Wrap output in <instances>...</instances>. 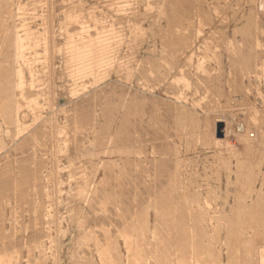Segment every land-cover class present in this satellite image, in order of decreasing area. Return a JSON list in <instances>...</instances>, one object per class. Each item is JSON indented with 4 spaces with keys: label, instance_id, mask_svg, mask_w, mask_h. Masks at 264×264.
Here are the masks:
<instances>
[{
    "label": "rangeland",
    "instance_id": "obj_1",
    "mask_svg": "<svg viewBox=\"0 0 264 264\" xmlns=\"http://www.w3.org/2000/svg\"><path fill=\"white\" fill-rule=\"evenodd\" d=\"M0 126V264H264V0H0Z\"/></svg>",
    "mask_w": 264,
    "mask_h": 264
},
{
    "label": "bare ground",
    "instance_id": "obj_2",
    "mask_svg": "<svg viewBox=\"0 0 264 264\" xmlns=\"http://www.w3.org/2000/svg\"><path fill=\"white\" fill-rule=\"evenodd\" d=\"M230 1H231V0H230ZM219 2H220V1H219ZM237 2H239V1H237ZM220 5H221V4H220ZM234 8H235V7H234ZM7 11H8V10H7ZM222 11H223V10H222ZM219 13H220V12H219ZM250 13H251V12H249V14H250ZM221 15H222V14H221ZM236 16H237V15H236ZM222 17H223V16H222ZM222 17H221V18H222ZM227 18H228V17H227ZM233 19H234V18H233ZM252 21H253V20H252ZM225 22H226V21H225ZM247 23H248V22H247ZM236 24H237V23H236ZM249 25H250V24H249ZM219 27H220V26H219ZM243 27H244V25H243ZM246 28H247V27H246ZM246 28H245V29H246ZM223 31H224V30H223ZM223 31H221V33H222ZM218 32H219V31H218ZM256 32H257V31H256ZM9 33H10V32H9ZM235 33H236V31L234 32V34H235ZM9 35H10V34H9ZM222 35H223V34H222ZM224 35H225V34H224ZM240 35H241V34H240ZM243 35H244V34H243ZM227 36H228V35H227ZM236 36H237V35H236ZM244 36H245V35H244ZM224 37H225V36H224ZM169 38H170V36H169ZM205 38H206V37H205ZM220 38H221V37H220ZM246 38H247V36H246ZM246 38H245V39H246ZM165 39H166V38H165ZM226 39H227V38H226ZM226 39H225V40H226ZM167 41H169V40H167ZM170 41H171V40H170ZM170 41H169V42H170ZM226 41H227V40H226ZM233 41H234V40H233ZM243 41H244V39H243ZM243 41H242V42H243ZM221 42H222V41H221ZM163 43H164V42H163ZM167 43H168V42H167ZM179 43H180V41H179ZM230 43H231V42H230ZM234 43H235V42H234ZM236 43H237V42H236ZM243 43H244V42H243ZM248 43H249V42H248ZM170 44H171V43H169V47L171 46ZM222 44H223V43H222ZM222 44H220L219 46H221ZM164 45H165V43H164ZM164 45H163V46H164ZM175 45H176V44H175ZM178 45H179V44H178ZM224 45H225V44H224ZM244 45H245V43H244ZM13 46H14V44H13ZM167 46H168V45H167ZM219 46H218V48H219ZM226 46H227V45H226ZM226 46H225V47H226ZM174 47H175V46H174ZM180 47H181V46H180ZM239 47H240V46H239ZM231 48H232V47H230V49H231ZM242 48H243V46H242ZM169 49L171 50L172 48H169ZM243 49H244V48H243ZM166 50L168 51V49H166ZM173 50H174V49H173ZM227 50H228V49H227ZM246 50H247V49H246ZM171 51H172V50H171ZM166 53H167V52H166ZM169 53H170V52H169ZM171 53H172V52H171ZM233 53H234V52H233ZM6 54H7V53H6ZM230 54H231V53H230ZM244 54H245V53H244ZM252 54H253V53H252ZM258 54H259V53H258ZM236 56H237V55H236ZM236 56H235V57H236ZM238 56H239V55H238ZM171 57H172V55H171ZM176 57H177V56H176ZM246 57H247V56H246ZM172 58H173V57H172ZM239 58H240V56H239ZM237 59H238V58H237ZM240 60H241V59H240ZM169 61H170V60H169ZM171 61H172V60H171ZM237 61H238V60H237ZM172 62H173V61H172ZM235 64H236V63H235ZM233 65H234V64H233ZM236 65H237V64H236ZM8 66H9V65H8ZM155 66H156V65H155ZM164 66H165V65H164ZM167 66H169V65H167ZM234 66H235V65H234ZM235 67H236V66H235ZM21 69H22V68H21ZM222 70H223V69H222ZM259 71H260V70H259ZM32 73H33V72H32ZM256 73H257V71H256ZM261 73H262V72H261ZM184 74H185V71H184ZM192 74H193V73H192ZM231 74H233V73H231ZM238 74H239V73H238ZM255 75H256V74H255ZM12 77H13V76H12ZM12 77H11V78H12ZM231 77H232V76H231ZM232 78H233V77H232ZM13 79H14V78H13ZM234 79H235V78H234ZM234 79H233V80H234ZM236 79H237V78H236ZM230 83H231V82H230ZM32 84H33V83H32ZM172 84H173V83H172ZM178 84H179V82H178ZM231 84H232V83H231ZM241 84H242V83H241ZM11 85H12V84H11ZM173 85H174V84H173ZM237 85H238V84H237ZM249 85H250V84H249ZM176 86H177V85H176ZM232 86H234V85H232ZM13 87H14V86H13ZM235 87H236V86H235ZM171 88H172V87H171ZM6 90H7V89H6ZM173 90H174V89H173ZM31 91H32V90H31ZM182 91H183V90H182ZM13 92H14V91H13ZM206 92H207V91H206ZM8 93H9V92H8ZM131 94H132V93H131ZM130 98H131V97H130ZM1 99H2V98H1ZM4 99H5V98H4ZM128 102H129V101H128ZM129 104H130V102H129ZM132 104H134V103H132ZM74 105H75V104H74ZM9 107H10V106H9ZM132 107H133V106H132ZM132 107H131V108H132ZM13 108H14V106H13ZM129 109H130V108H129ZM132 111H133V110H132ZM207 113H208V112H207ZM2 114H3V113H2ZM176 114H177V113H176ZM132 115H133V114H132ZM249 116H250V115H249ZM3 117H4V116H3ZM128 117H129V116H128ZM196 117H197V116H196ZM228 117H229V116H228ZM10 118H11V117H10ZM248 118H249V117H248ZM8 119H9V118H8ZM242 119H243V118H242ZM132 121H133V120H132ZM132 121H131V122H132ZM246 121H247V120H246ZM249 121H250V120H249ZM250 122H251V121H250ZM255 122H256V121H255ZM256 123H257V122H256ZM129 124H130V123H129ZM131 126H132V125H131ZM133 126H134V123H133ZM133 126H132V127H133ZM209 126H210V125H209ZM238 126L240 127V130L243 128V125L241 126V124H238ZM0 127H1V126H0ZM196 129H197V128H196ZM13 131H14V130H13ZM209 131H210V129H209ZM238 131H239V130H238ZM249 131H250V130H249ZM1 133H2V132H1ZM246 133H247V132H246ZM163 134H164V133H163ZM256 134H257V133H256ZM245 135H246V134H245ZM248 135H249V133H248ZM249 136H251V133H250ZM249 136H248V137H249ZM250 138H251V137H250ZM252 139H254V138H252ZM201 140H202V139H201ZM130 141H131V140H130ZM260 141H261V140H260ZM213 143H214V142H213ZM240 144H241L240 146H229L228 144H223V145L225 146V148H226L227 151H228V154H229L231 157H234V158H237V159H238V158L244 153V151H245L247 148H249V145H250L248 139L246 138V136L243 137V139H242V141L240 142ZM251 144H252V143H251ZM132 146H133V145H132ZM250 147H251V146H250ZM36 148H37V147H36ZM142 148H143V147H142ZM251 148H252V147H251ZM34 150H35V149H34ZM45 151H46V150H45ZM260 151H261V150H260ZM256 154H257V153H256ZM260 154H261V152H260ZM249 156H251V155H249ZM252 156H254V155H252ZM248 158H250V157H248ZM252 158H253V157H252ZM31 159H32V158H31ZM244 159H245V157H244ZM239 160H241V159H239ZM242 160H243V159H242ZM242 160H241V162H240L241 164H242ZM245 160H247V159H245ZM245 160H243L245 163L248 162V160H247V161H245ZM249 160H250V159H249ZM43 162H44V161H43ZM244 162H243V164H244V166H246ZM238 163H239V162H238ZM249 163H250V162H249ZM246 167H247V166H246ZM242 168H243V167H242ZM57 169H58V168H57ZM239 173H240V172H239ZM237 177H238V176H237ZM88 179H89V178H88ZM262 198H263V197H262ZM262 198H261V199H262ZM263 200H264V199H263ZM263 202H264V201H263ZM243 204H244V203H243ZM103 205H104V204H103ZM239 205H240V204H239ZM241 206H242V205H241ZM244 206H245V204H244ZM237 207H238V206H237ZM242 208H243V207H242ZM233 209H234V208H233ZM235 209H236V208H235ZM235 209H234V210H235ZM240 209H241V208H240ZM240 209H239V207H238L236 210H240ZM240 212H241V214H242V212H244V211L241 210ZM240 212H239V213H240ZM239 213H238V214H239ZM236 214H237V212H236ZM241 214H240V215H241ZM250 214H252V212H251ZM262 214H263V213H262ZM240 215H239V217H240ZM244 215H245V214H244ZM246 215L248 216L247 213H246ZM263 215H264V214H263ZM242 216H243V214H242ZM237 217H238V216H237ZM237 217H236V218H237ZM249 217H251V216H249ZM257 217H258V216H257ZM241 218H242V217H241ZM241 218H240V220H241ZM243 219H244V218H243ZM245 219H246V218H245ZM245 219H244V221H245ZM252 219H253V218H252ZM262 219H263V218H262ZM237 220H238V219H237ZM237 220H236V221H237ZM247 220H248V219H247ZM257 220H258V219H256V221H257ZM259 220H260V219H259ZM263 220H264V219H263ZM227 221H228V218H227ZM230 221H231V220H230ZM238 221H239V220H238ZM242 221H243V220H242ZM167 222H168V221H167ZM234 222H235V220H234ZM245 222H246V221H245ZM245 222H244V224H245ZM229 223H230V222H229ZM238 223H239V222H237V224H238ZM246 223H247V222H246ZM250 223H251V222H250ZM244 224H243V225H244ZM255 224H256V222H255ZM260 224H261V222H260ZM238 225H239V224H238ZM262 225H263V224H262ZM232 226H233V224H232ZM248 226H249V225H248ZM259 226H261V225H259ZM233 227H234V226H233ZM261 227L263 228V226H261ZM217 228H218V227H217ZM219 228H220V227H219ZM219 228H218V229H219ZM235 228H236V226H235ZM237 228H238V227H237ZM240 228H241V227H240ZM240 228H239V229H240ZM220 229H221V228H220ZM220 229H219V230H220ZM225 229H226V231H227V228H225ZM232 229H233V228H232ZM190 230H191V229H190ZM259 230L261 231V229H259ZM220 231H221V230H220ZM220 231H219V232H220ZM229 231H230V230H229ZM237 231H238V230H237ZM238 232H239V231H238ZM256 232H257V229H256ZM256 232H255V233H256ZM262 232H263V231H262ZM215 233H216V232H215ZM230 233H231V232H230ZM233 233H234V231H233ZM263 233H264V232H263ZM238 234H239V233H238ZM240 234H241V233H240ZM244 234H245V233H244ZM217 235H218V234H217ZM228 236H229V234H228ZM259 236H260V235H259ZM243 237H244V236H243ZM263 237H264V236H263ZM228 238H229V237H228ZM240 239H242V238H240ZM229 240H230V239H229ZM231 241H232V240H231ZM235 241H236V240H235ZM235 241L232 242V243H235V244H236ZM242 241H243V240H242ZM229 242H230V241H229ZM263 242H264V241H263ZM240 243H241V242H240ZM164 244H165V243H164ZM118 245H119V244H118ZM231 245H232V244H231ZM238 245H239V244H238ZM238 245H237V246H238ZM242 246H243V245H242ZM231 247H232V246H231ZM231 247H230V248H231ZM234 247H235V245H234ZM232 248H233V247H232ZM244 248H245V247H244ZM262 249H263V248H262ZM228 250H229V249H228ZM230 250H231V249H230ZM234 250H235V249H234ZM232 251H233V250H232ZM243 251H244V250H243ZM243 251H242V252H243ZM230 252H231V251H230ZM231 253L233 254V252H231ZM237 253H238V252H237ZM240 254H242V253H240ZM113 256H114V255H113ZM258 256H259V255H258ZM238 257H239V256H238ZM245 257H246V256H245ZM234 258H235V256H234ZM243 258H244V257H243ZM238 259H239V258H238ZM244 259H245V258H244ZM241 260H242V258H241ZM241 260H240V261H241ZM245 261H246V260H245ZM249 261H250V260H249ZM237 263H238V262H237ZM120 264H121V263H120ZM122 264H123V263H122ZM218 264H219V263H218ZM234 264H235V263H234ZM252 264H253V263H252Z\"/></svg>",
    "mask_w": 264,
    "mask_h": 264
}]
</instances>
